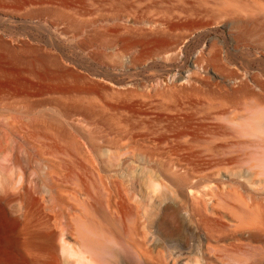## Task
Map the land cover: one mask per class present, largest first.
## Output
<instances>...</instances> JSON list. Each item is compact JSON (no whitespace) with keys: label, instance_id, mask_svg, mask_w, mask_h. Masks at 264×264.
Listing matches in <instances>:
<instances>
[{"label":"rangeland","instance_id":"rangeland-1","mask_svg":"<svg viewBox=\"0 0 264 264\" xmlns=\"http://www.w3.org/2000/svg\"><path fill=\"white\" fill-rule=\"evenodd\" d=\"M0 38L49 72L0 55L25 264H87L64 243L96 238L143 264H264V0H0Z\"/></svg>","mask_w":264,"mask_h":264},{"label":"bare ground","instance_id":"bare-ground-1","mask_svg":"<svg viewBox=\"0 0 264 264\" xmlns=\"http://www.w3.org/2000/svg\"><path fill=\"white\" fill-rule=\"evenodd\" d=\"M249 35H251V32L248 31L243 32L241 34V36L243 37ZM179 49L180 48H177L175 54H178L180 52ZM29 51L32 53L35 52V49L34 51L33 50L31 51V49L24 48L25 53L23 55L19 52L17 48H14L10 43L0 38L1 56L3 55L4 57L9 58L12 62L14 61L13 63L22 65L23 67H25V71L31 73V75L36 74L37 70L40 69L44 74L46 73V76H48L49 74V72L47 71L48 69L45 68L47 63L46 61L47 56H45L43 53L37 50L36 52L37 53L39 52L38 54L40 56H37L36 57L37 59L32 60L28 56H26V54H28ZM3 56L2 58H4ZM254 120H255L256 130L259 131V134L260 133L263 134L262 132H264V108L256 112L254 116ZM258 131H256L257 132L256 134H258ZM170 219L174 220V216H171ZM169 224L170 222H167V224H165L164 226L168 227ZM18 228H19L18 224L15 225L14 223H12V221L5 214L3 208L0 207V264H25L26 253L24 250V246L21 243L20 238L17 234ZM15 230L16 233L14 232ZM36 236L38 237V239L42 240L41 242L43 246H49L57 251V247L56 245H54L53 240H51L50 237H47L44 233H37ZM91 242L92 244H90ZM91 242H89L88 240L87 244H85V247L81 249L79 252L72 251L68 247V245H66V243L63 242L64 243L63 252L64 254H69L78 257V259L86 262L87 264H113L115 261L118 260H122L125 264H143V262H147L145 256L146 253L144 250H142V248L141 250H137L132 254H128L125 250L121 249L117 245V243H114L113 240L96 238ZM129 256L133 258V259L131 258V260L133 261L130 260Z\"/></svg>","mask_w":264,"mask_h":264},{"label":"built area","instance_id":"built-area-1","mask_svg":"<svg viewBox=\"0 0 264 264\" xmlns=\"http://www.w3.org/2000/svg\"><path fill=\"white\" fill-rule=\"evenodd\" d=\"M198 53H200V52H198ZM198 55V54H197ZM197 55H196V57H197Z\"/></svg>","mask_w":264,"mask_h":264}]
</instances>
